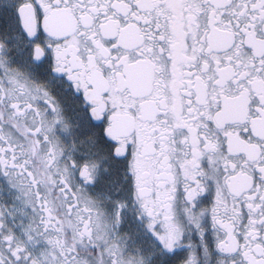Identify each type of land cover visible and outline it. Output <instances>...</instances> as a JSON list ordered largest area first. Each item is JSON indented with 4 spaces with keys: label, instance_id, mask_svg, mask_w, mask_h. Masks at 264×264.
Listing matches in <instances>:
<instances>
[{
    "label": "snow or ice",
    "instance_id": "6c2138e0",
    "mask_svg": "<svg viewBox=\"0 0 264 264\" xmlns=\"http://www.w3.org/2000/svg\"><path fill=\"white\" fill-rule=\"evenodd\" d=\"M0 264H264V0H0Z\"/></svg>",
    "mask_w": 264,
    "mask_h": 264
}]
</instances>
